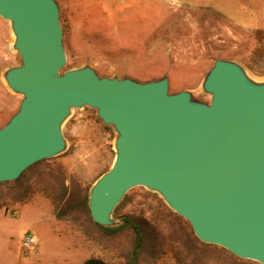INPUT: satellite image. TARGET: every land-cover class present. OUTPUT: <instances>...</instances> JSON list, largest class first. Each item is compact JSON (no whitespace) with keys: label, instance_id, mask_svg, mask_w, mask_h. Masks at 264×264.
Returning <instances> with one entry per match:
<instances>
[{"label":"water","instance_id":"obj_1","mask_svg":"<svg viewBox=\"0 0 264 264\" xmlns=\"http://www.w3.org/2000/svg\"><path fill=\"white\" fill-rule=\"evenodd\" d=\"M11 50L21 63L2 79L19 109L0 128V183L68 148L63 127L92 109L114 133V159L91 186L92 220L122 223L118 206L135 188L156 194L195 236L264 264V77L216 58L199 92H171L168 75L149 81L102 76L90 64L66 69L58 0H0Z\"/></svg>","mask_w":264,"mask_h":264},{"label":"rangeland","instance_id":"obj_2","mask_svg":"<svg viewBox=\"0 0 264 264\" xmlns=\"http://www.w3.org/2000/svg\"><path fill=\"white\" fill-rule=\"evenodd\" d=\"M58 1L65 70L90 64L102 76H130L142 82L168 75L172 93L189 89L202 98L207 96L199 92L200 84L216 58L237 60L264 77V0ZM11 43L9 24L0 17V128L20 103L2 79L6 69L21 63ZM105 127L87 108L76 110L63 127L68 148L57 162L89 190L114 159V133ZM30 185L36 190L29 202L0 209V264L125 262L118 242L104 240L101 246L72 223L58 220L34 177ZM140 189L126 195L124 212L156 205ZM27 232L35 235L36 248L24 252L21 242ZM141 264L177 263L162 254L155 260L143 257Z\"/></svg>","mask_w":264,"mask_h":264},{"label":"trees","instance_id":"obj_3","mask_svg":"<svg viewBox=\"0 0 264 264\" xmlns=\"http://www.w3.org/2000/svg\"><path fill=\"white\" fill-rule=\"evenodd\" d=\"M33 177L40 191L51 200L58 220L72 223L99 245L104 244V240L118 242L125 260L123 264H141L143 257L155 260L162 254L170 255L177 264H258L240 259L218 246L202 243L184 218L144 189L140 190L145 199L152 198L155 206L124 212L129 204L127 195L115 212L122 217V223L114 228L98 225L92 220L88 207L89 187L84 186L77 175L68 173L56 158L33 165L14 182L0 183L3 191L0 209L8 204L29 202L36 190V186L30 185ZM83 264L106 263L90 259Z\"/></svg>","mask_w":264,"mask_h":264},{"label":"built area","instance_id":"obj_4","mask_svg":"<svg viewBox=\"0 0 264 264\" xmlns=\"http://www.w3.org/2000/svg\"><path fill=\"white\" fill-rule=\"evenodd\" d=\"M21 248L24 252H29L36 248V239L33 233L27 232L21 242Z\"/></svg>","mask_w":264,"mask_h":264}]
</instances>
